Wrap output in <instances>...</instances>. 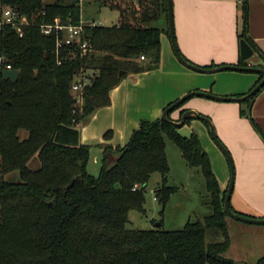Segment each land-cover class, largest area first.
Masks as SVG:
<instances>
[{"label": "trees", "instance_id": "obj_1", "mask_svg": "<svg viewBox=\"0 0 264 264\" xmlns=\"http://www.w3.org/2000/svg\"><path fill=\"white\" fill-rule=\"evenodd\" d=\"M2 1L38 23L82 19L81 0ZM98 1L119 13L118 23L87 24L81 38L89 46L85 54L78 43L63 44L57 53L55 36L38 25L23 36L12 26L0 29V53L21 70L16 82L0 73V264H236L224 256L231 246L226 191L196 133L184 136L162 117L143 119L127 144L104 147L99 175L89 172L91 147L81 142L82 125L112 103L111 91L126 76L160 66L162 36L169 34L167 0ZM163 16L167 27L159 24ZM242 19L240 39L258 54L248 35L247 3ZM239 65L247 63L241 59ZM81 72L92 78L79 104L72 84ZM261 91L240 103L249 107ZM247 111L242 107L241 115L257 128ZM166 137L191 167L201 169L214 212L178 230L162 228V221L156 229L129 228V212L145 210L156 171L163 183L155 192L164 205L176 189L167 180ZM111 155L119 156L109 165ZM33 159L38 168L31 167ZM12 171L20 181L5 179ZM263 263L264 258L257 264Z\"/></svg>", "mask_w": 264, "mask_h": 264}, {"label": "crops", "instance_id": "obj_2", "mask_svg": "<svg viewBox=\"0 0 264 264\" xmlns=\"http://www.w3.org/2000/svg\"><path fill=\"white\" fill-rule=\"evenodd\" d=\"M172 3L175 37L180 52L190 62L205 67L239 65L242 59L239 34L243 25V7L247 3L248 35L259 51L255 54H260V61L254 63L247 59L246 63L264 64V0H172ZM82 20L86 22L83 18ZM159 21L162 27H167L166 17L163 16ZM162 37L160 66L152 71L126 76L111 91L112 103L96 111L82 125L81 142L91 147L88 170L95 176L100 174L103 167L106 145L117 147L127 144L143 119L153 121L161 117L165 108L186 92L207 90L226 96L244 95L260 79V74L251 71L197 72L180 63L169 34ZM187 100L183 107L171 113L172 118L180 120L181 111L185 108L195 109L212 117L214 126L216 124L221 133L223 144L229 149L235 162L236 181L231 197L233 209L247 216L264 218V89L255 97L250 113L257 128L250 118L241 115L243 106L240 102L208 98ZM190 124L194 126L201 142L211 147L223 163L219 173L211 162L222 191L227 192L231 181L230 163L214 140L219 149L211 145L209 135L212 139L213 137L205 121L193 120ZM186 125L187 123L183 127ZM190 128L192 127L189 126L188 129ZM253 224L264 235V225ZM233 245L231 241L230 249ZM262 252L264 255V248Z\"/></svg>", "mask_w": 264, "mask_h": 264}, {"label": "rangeland", "instance_id": "obj_3", "mask_svg": "<svg viewBox=\"0 0 264 264\" xmlns=\"http://www.w3.org/2000/svg\"><path fill=\"white\" fill-rule=\"evenodd\" d=\"M81 7L82 18L86 21V23L92 21H95L99 25H113L118 23L119 13L110 9L109 7H105L104 5L101 6L98 0H81ZM249 60L257 63L260 61V58L257 54H254ZM191 98L200 100L206 99V97L201 96H192L189 99ZM187 101L188 100H186L185 103H187ZM242 106L246 110L248 109V107H246L244 104ZM193 120L199 121L195 120V118L192 119L191 122L187 123L188 126L186 125L185 128H178V132L184 136H191L193 133L198 135L195 129H193L194 126L190 124ZM189 126L192 128L188 129ZM186 127L188 130H186ZM216 131L220 140L224 143L221 133L218 131L217 127ZM22 133L24 134L25 132ZM209 140L211 145L214 147L215 143L210 135ZM201 143L209 153V156H211V162L214 163L217 171L221 173L220 170H222L223 163H221L220 159L217 158L211 147L207 146V144H204L203 142ZM166 148L168 162L170 164V173L167 179L168 185L173 186L176 189L171 194V198L168 203L164 205L157 198L155 192V189L163 183L161 173L156 171L151 176L147 185L145 193L146 202L144 205L145 210L139 211L137 209H132L129 212V228L137 230L156 229V227L159 225L158 223L162 221V228L166 230H178L183 229L189 221L194 222L197 220H203L205 216L211 215L214 212L211 205V195H209L206 179L204 178L201 169L199 167H191L187 161L183 159L181 149L171 140V138L169 139L166 137ZM112 156L113 155L110 156L108 161L109 165L113 164L119 155L116 157ZM222 157L225 159L223 153ZM223 161L229 165L226 160ZM30 165L33 168H38L39 162L38 160L33 159L30 161ZM5 179L10 182H18L21 180L18 171H12L11 173L6 174ZM228 220L230 238L234 245L231 247V249L229 248L224 256L233 259L236 264H257L262 258H264V255H262V249L264 248L263 233L257 231L255 228L257 226H252L254 225L253 223L249 224L231 217H229ZM217 239L220 240L221 237Z\"/></svg>", "mask_w": 264, "mask_h": 264}, {"label": "water", "instance_id": "obj_4", "mask_svg": "<svg viewBox=\"0 0 264 264\" xmlns=\"http://www.w3.org/2000/svg\"><path fill=\"white\" fill-rule=\"evenodd\" d=\"M167 5H168L167 16H168V21H169V36L171 37V40H172L174 53H176V56L182 65H185L186 67L191 68L197 72H204V73H216L218 71H223V70H238V71H243V72H248V71L256 72V73L263 76L261 81H259V83L256 86H254L250 91H248L247 94H244L241 96H238V95H232V96L219 95V94H214L212 92H209L207 90H193V91L186 92L177 101L170 104L163 111L161 117L164 119V121H166L168 123L171 122L172 124H174L178 128L183 127L185 125L186 120L190 119L192 117L197 118L199 120H203L208 124L209 129L212 133L213 140L215 141L217 146H219L222 149L223 153L225 154V156H226V158H227V160L231 166V177H230L231 181H230L229 187H228L227 192H226V197H225V201H224V210H226L229 217H231L233 219H238V220H241L243 222L250 223V224L256 223V224L264 225V218L252 217V216L248 217L246 215L240 214V213L231 209L230 202H231V197L233 195L232 192H233V189L235 186V181H236V178H235V162H233L232 155H231L229 149L220 140L212 119L210 117H208L207 115H204L203 113H199L195 109H186L185 112L181 115L182 117L180 118V120H175L169 116L172 111L180 108L185 103V101L192 96L206 97L208 99H212L215 101L216 100L228 101V102H232V101L244 102V101H247L248 99H250L252 96L256 95L260 90H262L264 88V67H260L258 65H252V64L247 65V66H240V65H236V64H231V65H217L216 67L208 68V67H204V66H198V65L190 62L180 52L179 47H178V43H177V38L175 37L174 5L172 3V0H167ZM240 51H241V57L245 61H247V59H250L255 54V51L253 50V48L251 47L249 42L246 41L245 39H242L240 41ZM0 73L3 74L4 79H7V80L11 79L13 82H16L21 75V70L18 68H13V69H9V70H1L0 69ZM123 73H124V71H121V74H123ZM254 100L255 99H253L251 101V103L248 107V111H247L248 114L251 113V108H252Z\"/></svg>", "mask_w": 264, "mask_h": 264}, {"label": "built area", "instance_id": "obj_5", "mask_svg": "<svg viewBox=\"0 0 264 264\" xmlns=\"http://www.w3.org/2000/svg\"><path fill=\"white\" fill-rule=\"evenodd\" d=\"M87 24L98 25L95 21L86 23L82 19L79 24L72 22L63 23L60 17H56L54 22L43 21L38 23L34 16L22 12L17 7L6 5L0 0V29L12 26L20 36H23L27 27L38 25L43 34L55 36L57 40V53L59 47L63 44L72 45L77 43L81 45L84 54L88 52L89 46L87 42H83L81 39ZM142 58H145V56H142ZM13 68H15L13 62L0 53V69L9 70ZM91 78L92 76L85 72H81L75 77L72 87L76 95V103L82 104L85 86L89 84ZM138 187L139 185H136L135 189Z\"/></svg>", "mask_w": 264, "mask_h": 264}]
</instances>
